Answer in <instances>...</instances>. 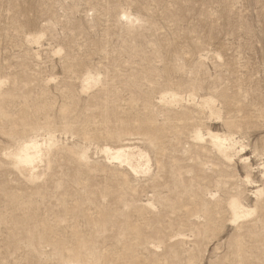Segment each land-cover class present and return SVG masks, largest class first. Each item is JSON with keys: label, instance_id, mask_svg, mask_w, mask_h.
<instances>
[{"label": "rangeland", "instance_id": "374dc122", "mask_svg": "<svg viewBox=\"0 0 264 264\" xmlns=\"http://www.w3.org/2000/svg\"><path fill=\"white\" fill-rule=\"evenodd\" d=\"M88 72L99 81L83 92ZM0 82V264H264V195L249 196L236 162L223 192L188 180L179 198L192 127L159 102L236 97L235 137L264 162V0H0ZM49 134L34 181L5 158ZM124 146L150 157L148 173L105 161ZM225 191L255 216L231 224Z\"/></svg>", "mask_w": 264, "mask_h": 264}, {"label": "bare ground", "instance_id": "6f19581e", "mask_svg": "<svg viewBox=\"0 0 264 264\" xmlns=\"http://www.w3.org/2000/svg\"><path fill=\"white\" fill-rule=\"evenodd\" d=\"M129 14H125L124 19L125 21L127 20L129 23H132L134 20L131 19V16ZM39 38L36 39L34 37L32 39H29L28 42L31 44L32 42L33 44H38ZM57 52L59 53V51ZM98 81L99 79L97 73H92V72L86 73L81 84L82 91L88 92L90 88H92V86H95V84L98 83ZM1 84L2 82H0V87ZM193 91L194 90L192 89V93L185 97H180L178 93L176 94V92L165 91L159 99V102L161 104L170 107V109L176 105L178 106L180 105V107H184L182 114L180 113L181 112L180 109L178 111L179 114L181 115L180 120L181 121L183 120L185 123H187L192 127L191 143L193 146V150H191V152L189 153V159L179 160L176 166H174L173 168V170L178 173L174 177V182L176 185L175 192L177 196L180 198V195H182L183 197L185 195H190L192 193V192L190 193V191L192 190L184 186L185 184L188 183V180H194V182L196 181L195 184H198V185H194L196 188L201 185L205 186L206 190L209 193H210V188H209L210 186L215 185V188L220 187L221 189V187L225 186L226 184L225 182L227 181V180L224 181V178L230 175L226 173L227 167L234 165L236 164V162H238L239 165L243 166V168L247 171L244 178L240 180L242 181L243 185L247 188V192L248 189H250L249 196L252 197L256 202H259L264 195V183L257 186L258 183H256L252 179L253 176L252 174L256 172L258 176L260 175L261 181H263L264 162L261 163L259 161L260 164L253 165L251 163L250 158L245 155L246 148L243 146L242 142L238 139L239 137H235L236 133H234V131L239 129L244 124L241 120L236 121V118L228 117L231 113H234L236 115V112H239L241 110L240 109L241 106L236 104L237 102H234L236 97L235 98L233 97L234 99L232 98L233 100L232 99L230 100V97L224 94L225 92L224 93L220 92L217 96L205 95V94L199 96L195 94ZM218 101L222 103L221 105L222 107L220 108ZM252 113L253 112H251V114ZM245 124H247V122ZM217 127H219V129H217ZM55 145H56V139L53 136V134H49L42 141L37 140L35 137V139H28L23 142H20L19 145L14 150H10L5 154V158L8 159V161H10V164L14 167V169L17 172L22 173L24 171H27L29 174L28 178L34 181V179L36 178V170L43 163L45 152H47V149L49 150L50 147H53ZM101 152L107 163L114 162L117 163L119 166H124L131 173V175L134 176L138 175L139 173V171H137L138 169H141V172H145V173H148L150 171V163H151L150 157L143 151L139 150L138 148L135 149L134 147L132 148L126 146L119 148L104 147L101 150ZM201 156L206 157L209 160L208 163L210 166L209 168L208 166L206 167L208 168V171L206 172H203L204 170H201V165L199 162ZM186 157H188V155ZM135 160L138 162V164L136 165H134ZM213 175H216V178L218 180L208 181L207 180L208 177L211 176L212 178ZM221 190L222 192L224 191L223 189ZM212 191L213 190H211V192ZM215 195H216L215 193L210 194L209 199L212 200L215 199L216 198ZM225 199L227 200L226 206L230 215L231 224L234 225V224L242 223L246 220L248 221V219L250 220L252 217L255 216L256 208L249 206L246 199H243L241 192L228 193L227 191H225L224 200Z\"/></svg>", "mask_w": 264, "mask_h": 264}]
</instances>
